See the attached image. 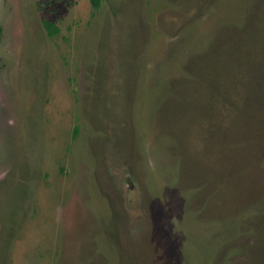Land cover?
Instances as JSON below:
<instances>
[{"label": "rangeland", "instance_id": "obj_1", "mask_svg": "<svg viewBox=\"0 0 264 264\" xmlns=\"http://www.w3.org/2000/svg\"><path fill=\"white\" fill-rule=\"evenodd\" d=\"M0 264H264V0H0Z\"/></svg>", "mask_w": 264, "mask_h": 264}, {"label": "trees", "instance_id": "obj_2", "mask_svg": "<svg viewBox=\"0 0 264 264\" xmlns=\"http://www.w3.org/2000/svg\"><path fill=\"white\" fill-rule=\"evenodd\" d=\"M91 1V4H92V6L93 7H95V8H97V7H99V5H100V0H90ZM45 26L46 27H48V29H49V33L48 34H50V35H53L55 32H56V30H54L52 27V24L51 23H45ZM57 29V28H56Z\"/></svg>", "mask_w": 264, "mask_h": 264}]
</instances>
